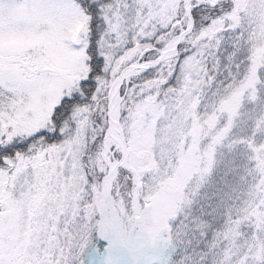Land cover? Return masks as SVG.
Segmentation results:
<instances>
[{
	"label": "snow or ice",
	"instance_id": "snow-or-ice-1",
	"mask_svg": "<svg viewBox=\"0 0 264 264\" xmlns=\"http://www.w3.org/2000/svg\"><path fill=\"white\" fill-rule=\"evenodd\" d=\"M0 264H264V0H0Z\"/></svg>",
	"mask_w": 264,
	"mask_h": 264
}]
</instances>
